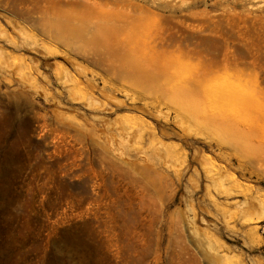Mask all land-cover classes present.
<instances>
[{
    "label": "rangeland",
    "instance_id": "rangeland-1",
    "mask_svg": "<svg viewBox=\"0 0 264 264\" xmlns=\"http://www.w3.org/2000/svg\"><path fill=\"white\" fill-rule=\"evenodd\" d=\"M263 106L264 0H0V264H264Z\"/></svg>",
    "mask_w": 264,
    "mask_h": 264
},
{
    "label": "bare ground",
    "instance_id": "bare-ground-1",
    "mask_svg": "<svg viewBox=\"0 0 264 264\" xmlns=\"http://www.w3.org/2000/svg\"><path fill=\"white\" fill-rule=\"evenodd\" d=\"M100 7H101V6H100ZM101 11H102V10H101ZM106 11H107V10H106ZM123 16H124V15H123ZM126 16H127V15H125L124 18H125ZM124 18H122V19H124ZM129 18H132V17L130 16ZM117 19H118V18H117ZM125 20L128 21V22H130V23L127 25V27H126V28H129V27H130V28H129V29H130V30H129L130 32H127L126 29H125V31H126L127 33L124 32V31L119 30V28H120L119 26H120V25H119V26L117 25V29H118L117 31H118V32L116 31V32H117V33H116L117 36L115 35V38H117V39H119V38H121V39L123 38V39H124V37H128V34H132V32H134L133 30H131L132 26L134 25L133 20H131V19H130L131 21H129V20H127V19H125ZM124 22H125V21H124ZM109 23H110V22H109ZM126 24H127V23H126ZM114 26H115V25H114ZM115 27H116V26H115ZM123 30H124V29H123ZM118 35H119V38H118ZM113 36H114V35H113ZM111 37H112V36H111ZM131 37H132V36H131ZM112 38H113V37H112ZM125 39H126V38H125ZM127 40H128V38H127ZM132 40H133V39H132ZM133 41H134V40H133ZM162 42H163V41H162ZM116 43H117V42H116ZM163 44H164V42H163ZM124 45H125V44H124ZM164 45H165V44H164ZM128 47H129V46H128ZM162 47H163V46H162ZM166 47H167V46H164V48H166ZM160 48H161V47H160ZM117 49L120 50L119 47H118ZM121 49H123V50L125 51L124 46H123V48H121ZM151 49H152V48H151ZM153 50H155V49L153 48ZM120 51H121V50H120ZM179 51H180V50H179ZM168 52H170V50H167V49H166V50H160V51L157 52V54L159 53V54H161V55H163V54L165 55V53H168ZM174 52H176V51H174ZM176 53H177V52H176ZM180 53H181V52H180ZM182 53H183V52H182ZM161 55H159V56H161ZM258 90H260V89H258ZM259 93H260V91H259ZM261 94H262V91H261ZM262 96H263V95H262ZM259 104H260V103H259ZM260 106H261V105H260ZM263 107H264V106H263ZM222 112H223V111H222ZM249 112H250V111H249ZM224 124H225V123H224ZM233 126H234V124H233ZM238 127H240V126H238ZM242 129H243V128H242ZM237 130H238V129H237ZM241 131H242V130H241ZM243 131H244V130H243ZM252 131H253V130H252ZM253 133H254V132H253ZM251 134H252V133H251ZM249 137H251V136H249ZM222 169H223V168H222ZM211 175L213 176V174H211ZM230 176H231V175H230ZM232 176H233V174H232ZM222 177H223V176H222ZM234 177H235V175H234ZM214 178H215V177L213 176V179H214ZM216 178H218V177H216ZM216 178H215V179H216ZM231 178H233V177H231ZM233 179H234V178H233ZM233 179H232V180H233ZM236 182H237V181H236ZM239 185H240V184H239ZM235 188H236V187H235ZM231 192H232V191H231ZM261 201H262V200H261ZM261 203H262V205H261ZM261 203H260L261 208H262L261 211L263 210L262 212H264V201L261 202ZM261 211H260V212H261ZM262 212H261V214H262ZM259 214H260V213H259ZM259 216H260V215H259ZM263 217H264V216H263ZM259 219H260V218H259Z\"/></svg>",
    "mask_w": 264,
    "mask_h": 264
}]
</instances>
